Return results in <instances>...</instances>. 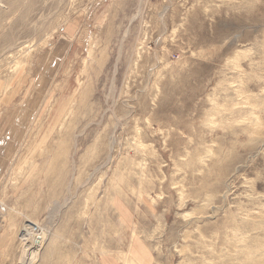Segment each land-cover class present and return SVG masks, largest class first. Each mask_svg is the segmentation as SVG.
I'll return each instance as SVG.
<instances>
[{
  "label": "rangeland",
  "instance_id": "1",
  "mask_svg": "<svg viewBox=\"0 0 264 264\" xmlns=\"http://www.w3.org/2000/svg\"><path fill=\"white\" fill-rule=\"evenodd\" d=\"M10 128L0 264H264V0H0Z\"/></svg>",
  "mask_w": 264,
  "mask_h": 264
},
{
  "label": "crops",
  "instance_id": "2",
  "mask_svg": "<svg viewBox=\"0 0 264 264\" xmlns=\"http://www.w3.org/2000/svg\"><path fill=\"white\" fill-rule=\"evenodd\" d=\"M8 120V119H7ZM3 129V128H2ZM5 129V128H4ZM14 132V129L12 130L10 128L9 131L5 130V134L0 132V175L3 169V165L2 162L5 158V155L7 156V151L9 150V153H12V147L15 144L13 141H15V137L12 135V133ZM3 157V158H2ZM135 259L139 258L138 256H134ZM145 261V260H144ZM139 262V261H138ZM137 262V263H138ZM143 261H140V263Z\"/></svg>",
  "mask_w": 264,
  "mask_h": 264
},
{
  "label": "bare ground",
  "instance_id": "3",
  "mask_svg": "<svg viewBox=\"0 0 264 264\" xmlns=\"http://www.w3.org/2000/svg\"><path fill=\"white\" fill-rule=\"evenodd\" d=\"M56 209H57V207H56ZM37 256H35L34 258H33V261H34V259L36 258ZM33 261H32V263H33Z\"/></svg>",
  "mask_w": 264,
  "mask_h": 264
}]
</instances>
